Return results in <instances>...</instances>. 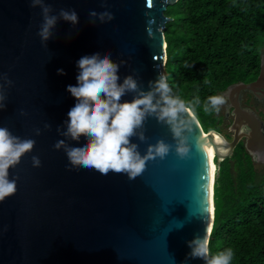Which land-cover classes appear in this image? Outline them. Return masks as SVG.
I'll use <instances>...</instances> for the list:
<instances>
[{
	"label": "water",
	"instance_id": "obj_1",
	"mask_svg": "<svg viewBox=\"0 0 264 264\" xmlns=\"http://www.w3.org/2000/svg\"><path fill=\"white\" fill-rule=\"evenodd\" d=\"M176 1L45 0L52 14L75 10L79 23L59 20L42 44L37 35L40 8L31 7L30 0H0V74L12 81L5 85L0 127L35 140L32 151L9 169L16 192L0 201V264H204L199 258L187 259L186 241L203 236L213 225L209 147L211 159L222 160L244 137L253 163H264V121L240 103L242 91L264 102V48L256 78L229 84L222 92L232 107L231 139L215 129L204 131L194 115L192 131L186 132L189 154L181 158L173 148L164 159L147 161L133 180L125 173L102 175L72 167L64 149L54 147L58 140L75 145L85 139L73 141L57 132L58 126L65 130L67 113L76 102L66 86L77 83L81 56L107 53L120 64L121 81L132 75L144 90L158 72L166 75L164 30L172 17L165 10ZM105 7L113 19L90 23L94 18L89 12ZM143 132L144 141L131 138L142 155L157 139L175 143L169 127L154 117L146 119ZM254 150L260 151L259 158ZM33 156L40 166H33Z\"/></svg>",
	"mask_w": 264,
	"mask_h": 264
},
{
	"label": "clouds",
	"instance_id": "obj_2",
	"mask_svg": "<svg viewBox=\"0 0 264 264\" xmlns=\"http://www.w3.org/2000/svg\"><path fill=\"white\" fill-rule=\"evenodd\" d=\"M30 6L40 8L42 23L37 35L42 44L52 37V30L59 20L73 26L79 23L75 10L60 9L58 14H52L53 9L45 0H30ZM89 17L94 18L90 19V23L94 24L96 20L104 23L112 20L113 14L105 7L101 12L90 11ZM76 65L77 83L66 86L76 102L67 113L65 130L61 131L58 126L57 132L73 141H80L81 137L85 139L83 143L75 145H69L62 139L54 145L56 149H64L72 167L93 169L102 175H107L110 171L125 173L133 180L143 173L147 161L164 159L173 148L181 158L189 154L186 132L192 131L195 121L194 106L200 104L198 96L192 102L186 103L173 95L168 78L162 71L158 72L154 80L148 81L147 90L132 75H125L121 81L120 64L114 62L105 52L81 56ZM57 72L64 74L63 69H57ZM0 80L4 81L0 85V110H3L6 107L4 101L7 99L5 85L10 86L12 81L2 74ZM129 93L133 94L132 99L122 100ZM224 103L223 96H209L204 103V111L218 112ZM24 114L21 110V115ZM149 117L166 124L175 143L172 145L157 139L155 144L147 145L142 155L131 138L145 140L143 128ZM49 127V124H45V128ZM34 131L36 135L40 134V129ZM34 145L35 140L21 138L13 135L7 127H0V201L15 194L16 179H9V169L14 168L25 153L32 151ZM253 155L259 158L260 151L254 150ZM31 159L34 167L40 166L37 156ZM210 237L211 229L206 228L203 236L196 235L186 241L190 248L187 259L199 258L204 264H230L232 249L211 254Z\"/></svg>",
	"mask_w": 264,
	"mask_h": 264
},
{
	"label": "trees",
	"instance_id": "obj_3",
	"mask_svg": "<svg viewBox=\"0 0 264 264\" xmlns=\"http://www.w3.org/2000/svg\"><path fill=\"white\" fill-rule=\"evenodd\" d=\"M165 26L168 84L190 103L204 131H220L215 110L204 111L209 96L229 84L251 81L259 72L264 48V0H177L167 6ZM214 219L210 252L228 248L230 264H264V165L257 171L239 146L216 160Z\"/></svg>",
	"mask_w": 264,
	"mask_h": 264
},
{
	"label": "flooded vegetation",
	"instance_id": "obj_4",
	"mask_svg": "<svg viewBox=\"0 0 264 264\" xmlns=\"http://www.w3.org/2000/svg\"><path fill=\"white\" fill-rule=\"evenodd\" d=\"M245 82V81H244ZM246 82H248V81H246ZM223 92V91H222ZM220 94H222V93H220ZM223 95V94H222ZM224 96V95H223ZM225 97V96H224ZM226 98V97H225ZM241 102V105L242 106H244V107H250V108H252L253 110H255L257 113H258V115H259V117L264 121V116H263V114H262V112L259 110L260 109V107L261 106H263L264 105V102H261V103H259V102H256L255 100H254V98L252 97V95L251 94H249L248 92H246V91H242L241 92V100H240ZM231 103H230V101L226 98V105H225V107H224V113H223V115H219L218 114V116H219V123H220V133H221V125H226V123H227V121L228 120H230V123H231V121L233 120V114H232V107H231V105H230ZM217 112V111H216ZM230 125V124H229ZM229 125L227 126L228 128H229ZM222 134V133H221ZM226 139H231L232 138V136H230L228 133H224V134H222ZM244 140H245V138L244 137H242L241 138V140L238 142V144L236 145V147L233 149V152L232 153H234V151L237 149V148H239V146H243V148H244ZM245 150V149H244ZM246 152V151H245ZM247 153V152H246Z\"/></svg>",
	"mask_w": 264,
	"mask_h": 264
},
{
	"label": "rangeland",
	"instance_id": "obj_5",
	"mask_svg": "<svg viewBox=\"0 0 264 264\" xmlns=\"http://www.w3.org/2000/svg\"><path fill=\"white\" fill-rule=\"evenodd\" d=\"M219 96H223V95H222V94H219ZM223 97H224V96H223ZM224 98H225V97H224ZM225 105H226V98H225V103H224L222 106H220L219 111L216 112L217 115H218V114H219L220 116L223 115V113L225 112V111H224V107H225ZM259 110L262 112V114H263V116H264V105L261 106ZM229 124H230V120L227 121L226 125H221V133H222V134H224V133H228V134L231 136V131H230L229 128L227 127ZM214 161H216V160L214 159ZM263 165H264L263 162H255L256 170H257V171H261ZM215 171H216V170H215Z\"/></svg>",
	"mask_w": 264,
	"mask_h": 264
},
{
	"label": "bare ground",
	"instance_id": "obj_6",
	"mask_svg": "<svg viewBox=\"0 0 264 264\" xmlns=\"http://www.w3.org/2000/svg\"><path fill=\"white\" fill-rule=\"evenodd\" d=\"M205 140H206V137H205ZM206 144H207V142H206ZM208 150L210 151L208 154H209V159L211 160L210 161V170H209V186L211 185V187H212V183L214 182V179H215L216 163H215V161H213L211 159L213 157V155H214L213 149L211 147H209Z\"/></svg>",
	"mask_w": 264,
	"mask_h": 264
}]
</instances>
